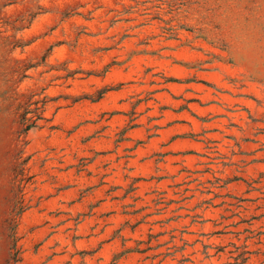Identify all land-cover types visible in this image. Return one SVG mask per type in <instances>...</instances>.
<instances>
[{
	"label": "rangeland",
	"instance_id": "rangeland-1",
	"mask_svg": "<svg viewBox=\"0 0 264 264\" xmlns=\"http://www.w3.org/2000/svg\"><path fill=\"white\" fill-rule=\"evenodd\" d=\"M0 264H264V0H0Z\"/></svg>",
	"mask_w": 264,
	"mask_h": 264
}]
</instances>
